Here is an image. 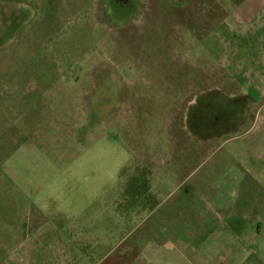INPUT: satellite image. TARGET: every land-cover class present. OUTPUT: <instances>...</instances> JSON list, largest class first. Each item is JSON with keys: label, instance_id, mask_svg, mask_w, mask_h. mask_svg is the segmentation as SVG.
<instances>
[{"label": "rangeland", "instance_id": "rangeland-1", "mask_svg": "<svg viewBox=\"0 0 264 264\" xmlns=\"http://www.w3.org/2000/svg\"><path fill=\"white\" fill-rule=\"evenodd\" d=\"M184 1L0 0V264H152L130 196L154 181L128 177L175 171L214 178L165 179L158 229L213 264H264V228L250 243L234 227L264 219V142L187 129L200 96L210 123L234 110V63L199 52L232 37Z\"/></svg>", "mask_w": 264, "mask_h": 264}, {"label": "crops", "instance_id": "crops-1", "mask_svg": "<svg viewBox=\"0 0 264 264\" xmlns=\"http://www.w3.org/2000/svg\"><path fill=\"white\" fill-rule=\"evenodd\" d=\"M185 2L187 1L185 0ZM195 2L198 3L199 7L201 6L203 13L210 12L209 19H223L213 25V29L208 33L210 36L231 35L232 37L228 41H223L224 44L228 45L227 49L224 48V50H227L225 54L216 55L214 53L216 50L203 42L198 47L199 49L197 48L199 52H205V56L209 52L219 58L222 57L221 59L224 57L227 60L230 59V64L234 63V93L232 92L231 95V98H234V128H232L231 116L220 130H234L236 136L245 138H249L250 135L255 133L256 142H264V0H195ZM193 48L195 47L191 46L188 50L194 51ZM205 56H200V58ZM190 57L191 54L188 55V59ZM195 103L196 101L189 105L187 112H189L190 107H195ZM186 127L191 132L190 125L187 124ZM133 175L128 178L136 180H143L144 178L154 181H152L153 188L151 187L148 191L139 187L141 185L139 181L138 183L135 182L136 188L134 190L140 191V193L135 194L133 197L130 196L133 199L130 205L134 206V210L150 211V216L143 218L140 215L139 218L137 217V221L134 220L133 224L136 231L137 228L147 226L156 228V231H146L145 235L139 237L140 241L148 240L147 244H149L148 249L151 252L152 264H161L159 260L170 261L167 264H213L214 262L211 263L210 261H214L216 256L203 254L200 250H194L192 254L188 253L185 242L171 237L173 235L171 230L158 229L159 227H173L174 224L168 226L165 222L164 213L160 214V218H162L161 222L164 221L166 224L160 223L161 225H159L155 222V219L157 220L159 217L155 218L157 215L155 212L161 210V205L157 204L155 198L165 179H172L177 188L187 190L188 193L191 190L201 193L208 185L207 180L214 177L198 172L183 173L179 171L152 172L148 175L144 174L145 176L141 173H134ZM229 179L232 183L234 177H229ZM126 203H129L128 199L121 200L118 205ZM230 210L233 212L234 208H230ZM233 213L231 216L234 218ZM148 220L149 222H147ZM81 225L84 226V223ZM234 227L240 228L245 241L247 240L250 243L260 242L259 239L256 240V237L260 234L261 230L259 228H264V219L238 220L234 223ZM81 237L86 241L89 240L88 235H81ZM125 238L126 236L119 241V244ZM239 251L238 254L241 255L242 251ZM220 258L222 259L223 256ZM222 260L219 264L223 263Z\"/></svg>", "mask_w": 264, "mask_h": 264}, {"label": "trees", "instance_id": "trees-1", "mask_svg": "<svg viewBox=\"0 0 264 264\" xmlns=\"http://www.w3.org/2000/svg\"><path fill=\"white\" fill-rule=\"evenodd\" d=\"M200 99H201V96L196 100V103H195V107H190V110H189V113H191L192 112V110H195V109H198V111L196 112V114H195V116L194 117H196V122H191V129L192 130H194L197 134H201V135H203V137H207V136H210V135H213L214 133H216L215 131H217L218 130V128H217V130H215L214 128H212V129H214L215 131L213 132L212 131V129H210V132L209 133H205V125L207 124V125H209L210 124V122L207 120L206 121V115L204 114V113H202V109L200 108L199 109V103H200ZM231 99V101L234 103V99L233 98H230ZM230 105V104H229ZM227 112L226 113H224V115H222V116H220V117H218V118H215V119H213L211 122H214V123H216L217 125L219 124V123H225V122H227L230 118H231V116H233L232 114H233V112H234V110L233 109H230V110H226ZM187 120L189 121V123H190V116H189V119H188V117H187ZM222 121V122H221ZM222 131L220 130V133H221Z\"/></svg>", "mask_w": 264, "mask_h": 264}, {"label": "flooded vegetation", "instance_id": "flooded-vegetation-1", "mask_svg": "<svg viewBox=\"0 0 264 264\" xmlns=\"http://www.w3.org/2000/svg\"><path fill=\"white\" fill-rule=\"evenodd\" d=\"M125 6V5H124ZM120 7V6H119ZM126 7V6H125ZM124 8V7H123ZM234 99V98H233ZM210 126V128L212 129V128H216V123H214V122H211L210 124H209ZM218 126V125H217ZM232 128H234V112H233V116H232Z\"/></svg>", "mask_w": 264, "mask_h": 264}]
</instances>
